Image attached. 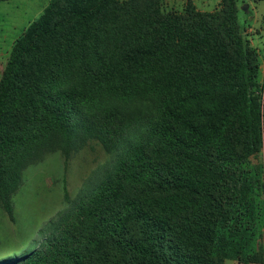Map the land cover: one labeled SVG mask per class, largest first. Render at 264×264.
I'll list each match as a JSON object with an SVG mask.
<instances>
[{"label": "trees", "instance_id": "1", "mask_svg": "<svg viewBox=\"0 0 264 264\" xmlns=\"http://www.w3.org/2000/svg\"><path fill=\"white\" fill-rule=\"evenodd\" d=\"M9 1V0H0ZM49 0L14 41L0 79V206L24 171L89 142L101 175L29 253L0 264H224L218 228L264 145L259 61L237 0ZM65 197L67 198L66 194ZM240 256L242 264L264 259Z\"/></svg>", "mask_w": 264, "mask_h": 264}, {"label": "rangeland", "instance_id": "2", "mask_svg": "<svg viewBox=\"0 0 264 264\" xmlns=\"http://www.w3.org/2000/svg\"><path fill=\"white\" fill-rule=\"evenodd\" d=\"M48 2L0 1V79L14 41ZM188 3L202 12L221 7V0H162L161 6L164 12L180 14ZM237 6L242 36L258 55L257 79L264 89V0H237ZM111 161V156L91 141L67 158L56 152L28 167L12 197L13 218L0 206V261L5 255L32 251L35 242L48 234L49 224L71 208L82 196L84 185L97 179ZM238 169L247 187L232 204L230 219L218 228L231 242L225 249L224 264H242L240 256L253 257L251 261L264 259V145Z\"/></svg>", "mask_w": 264, "mask_h": 264}]
</instances>
